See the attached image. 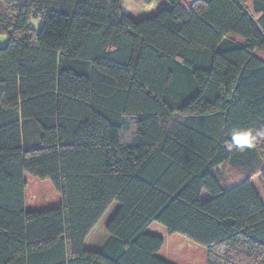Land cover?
Here are the masks:
<instances>
[{
	"label": "trees",
	"instance_id": "16d2710c",
	"mask_svg": "<svg viewBox=\"0 0 264 264\" xmlns=\"http://www.w3.org/2000/svg\"><path fill=\"white\" fill-rule=\"evenodd\" d=\"M122 1L0 0V264H170L153 223L264 264V0ZM25 174L60 204L26 211Z\"/></svg>",
	"mask_w": 264,
	"mask_h": 264
},
{
	"label": "rangeland",
	"instance_id": "374dc122",
	"mask_svg": "<svg viewBox=\"0 0 264 264\" xmlns=\"http://www.w3.org/2000/svg\"><path fill=\"white\" fill-rule=\"evenodd\" d=\"M168 7L169 3L166 0H123L121 9L122 13L138 21L149 18L159 10ZM37 25L36 20L31 22L32 27L37 28ZM2 37L0 46H3L6 42L5 37ZM226 171L227 167L224 166L217 169L220 175ZM24 178L26 181L24 191L26 211L39 212L59 205L61 197L49 181H41L28 174H25ZM114 205L116 204L114 203ZM147 231L163 239L164 244L159 257L166 262L170 264H207V252L204 247L179 234L169 235L166 229L158 223L151 224Z\"/></svg>",
	"mask_w": 264,
	"mask_h": 264
},
{
	"label": "crops",
	"instance_id": "0c3cea01",
	"mask_svg": "<svg viewBox=\"0 0 264 264\" xmlns=\"http://www.w3.org/2000/svg\"><path fill=\"white\" fill-rule=\"evenodd\" d=\"M259 56L264 58V52H259ZM60 204V203H59ZM58 206V205H57ZM55 206V207H57ZM114 203L109 207L107 212L102 216L96 226L92 229L84 242V249L87 251H99L108 241L110 236L106 232V225L117 209Z\"/></svg>",
	"mask_w": 264,
	"mask_h": 264
},
{
	"label": "clouds",
	"instance_id": "9594fccd",
	"mask_svg": "<svg viewBox=\"0 0 264 264\" xmlns=\"http://www.w3.org/2000/svg\"><path fill=\"white\" fill-rule=\"evenodd\" d=\"M151 6V5H149ZM0 35V39H2ZM231 142L232 145L243 151L246 149H251L255 145L256 136L254 135L252 129H239L234 128L231 130Z\"/></svg>",
	"mask_w": 264,
	"mask_h": 264
}]
</instances>
